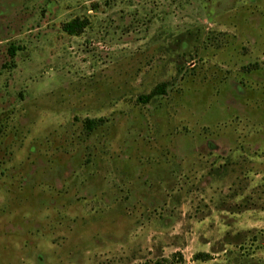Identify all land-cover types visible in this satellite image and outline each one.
Instances as JSON below:
<instances>
[{"label":"rangeland","instance_id":"obj_1","mask_svg":"<svg viewBox=\"0 0 264 264\" xmlns=\"http://www.w3.org/2000/svg\"><path fill=\"white\" fill-rule=\"evenodd\" d=\"M157 262L264 264V0H0V264Z\"/></svg>","mask_w":264,"mask_h":264},{"label":"trees","instance_id":"obj_2","mask_svg":"<svg viewBox=\"0 0 264 264\" xmlns=\"http://www.w3.org/2000/svg\"><path fill=\"white\" fill-rule=\"evenodd\" d=\"M89 20L87 18H81V17H75L63 24V29L70 35H80L83 33V31L86 29V27L89 25ZM166 92V84L161 83L158 84L149 94L141 96V99L143 101L148 102L152 97L156 95H161ZM98 124V120L95 119H87L86 120V126L88 129H94L96 125ZM195 257L207 259L210 257V254L206 252H200L195 255ZM156 264H173V263H161L157 262Z\"/></svg>","mask_w":264,"mask_h":264}]
</instances>
